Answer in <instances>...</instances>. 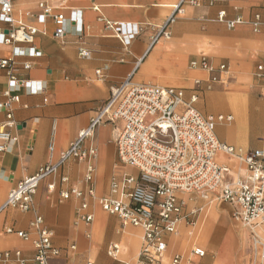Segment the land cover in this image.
<instances>
[{
    "label": "crops",
    "instance_id": "1",
    "mask_svg": "<svg viewBox=\"0 0 264 264\" xmlns=\"http://www.w3.org/2000/svg\"><path fill=\"white\" fill-rule=\"evenodd\" d=\"M13 1L12 26H17L20 21L34 27L37 33L31 44H0V60L3 57H12V73L19 79L29 80L30 85V88L20 87L15 92L19 95V103L12 104L11 110L16 125L6 127L11 136L9 141L0 139V145L5 146L0 150V207L10 189L22 177L31 175L40 166L58 159L78 132L86 127L101 103L108 98L111 86L118 84L122 79L131 76L133 81L139 83L191 88L195 80H205L202 78L204 72L189 66L191 60L202 55L206 56L214 67L225 63L228 72L231 71L235 78L243 77L246 71L252 69L253 76L256 64L264 61V0H200L195 5L183 4L178 13L173 11V7L180 0ZM41 1H46L64 14L66 21L62 39L54 38L56 24L51 19L41 22L36 18ZM221 10L225 14L223 20L218 19V12ZM256 15L259 18L257 25H254ZM237 16H240L242 21L235 27L228 28L227 23ZM109 20L118 22L122 41L115 35L114 29L106 27L105 21ZM7 27L9 23L0 19V30L4 31ZM160 30L169 35L153 40ZM79 47L88 50L90 57L80 56ZM23 63H28L29 68H23ZM245 79L224 87L220 82L213 83L212 90L198 92V96L206 100L198 105L204 110L203 113L207 114H214L223 109L233 111L236 118L233 123L221 122L215 128L219 141L245 150H264V78L255 79V85H252V91L261 94L256 101V123L252 130L256 136L253 139H248L249 114L243 97L247 88L244 85ZM7 80L5 69L1 68L0 104L7 99L3 92L8 88ZM39 85H43L41 91H38ZM6 112L7 110L0 108V125L6 119ZM120 127V122L112 125L99 124L95 127L92 137L83 143L84 147L94 149L95 154L91 162L94 168L97 167L103 172L99 180L106 181L119 169L115 138ZM50 146H53V150H50ZM86 167L87 162L84 160L69 158L64 161L59 176L69 178L72 185H83ZM128 168L121 166V171L127 172ZM58 181L55 176L42 180L32 197L33 202L29 210L22 212L5 208L0 212V251L17 248L31 259L34 255L32 245L16 236L15 232H7L5 229L11 227L14 231L26 230L33 236L30 221L38 215L43 218L44 224L58 235L53 244L56 242L60 245L75 237L67 249L63 250L64 253L52 260V264L56 260L59 264H83V260L93 256L96 247H100L101 222L108 219L113 229L120 225L119 216H105L95 208L97 193L95 199L89 200L93 221L84 222L85 225L75 221V205L79 200V207L83 199L71 196L62 199L60 192L70 184L68 181ZM50 184H54L51 190L48 189ZM97 187L101 188V185ZM108 187L109 185L104 195ZM183 199L184 204L191 202L188 194H183ZM211 207L221 213L217 205L212 203ZM220 217L222 213L217 218ZM94 226H97V229L93 235ZM238 231L240 237H243L240 243L242 245L247 241L244 239L249 237L250 231L246 227H240ZM179 232V235H166L165 257L168 262L173 253L181 252L174 250L180 236L184 234L183 229ZM87 235L90 249L78 250L77 244L84 245ZM139 236L135 230L125 231L120 240L115 241L119 244V250L122 246L121 250L126 258L120 260L125 264H130L135 255L137 261L136 253L141 246ZM103 243L106 244V240ZM71 245L75 246L74 250L69 249ZM54 246L61 247L55 244ZM212 246L216 250L215 254L207 253L198 258L194 256L187 264H243L246 260L255 263L252 252L248 255L242 253L239 257L235 253L222 252V243L214 242ZM64 254L72 255L66 259L62 256ZM94 257L95 260L88 261L93 264L95 261L106 264L108 260L103 252ZM263 261L260 263L264 264ZM28 264L34 263L30 260Z\"/></svg>",
    "mask_w": 264,
    "mask_h": 264
},
{
    "label": "built area",
    "instance_id": "2",
    "mask_svg": "<svg viewBox=\"0 0 264 264\" xmlns=\"http://www.w3.org/2000/svg\"><path fill=\"white\" fill-rule=\"evenodd\" d=\"M199 1L180 0L173 11L178 13L183 4L195 5ZM13 3V0H0V19L9 23L4 31L0 30V44H31L37 31L20 21L17 26H12ZM38 8L36 18L41 22L51 19L56 24L54 38L62 39L66 21L64 14L46 1L39 2ZM224 16V11L218 12L219 20H223ZM258 18L256 15L254 25H257ZM241 21L242 18L237 16L227 26L233 28ZM105 25L114 29L115 35L122 41L118 22L109 20L105 21ZM158 33L153 40L169 35L164 30ZM78 54L85 58L91 55L83 47H79ZM12 64V57L0 60V69H5L8 79V88L3 91L7 99L0 104V108L7 110L6 119L0 125V139L5 141L11 137L6 127L16 125L11 110L12 104L19 103V95L15 92L20 87L30 88L29 80L19 79L12 73ZM189 66L209 73L205 81L207 89L222 80L224 74H228L225 63L214 67L204 55L191 60ZM255 67L254 79L264 78V61ZM23 68H29V64L23 63ZM202 81L193 82L190 88L192 93L188 98L185 96V87L138 83L131 76L111 86L108 98L101 103L68 148L55 162L42 165L35 173L22 177L8 192L0 212L5 208L22 212L29 210L32 197L42 180L59 174L67 159L77 158L87 162L83 178L86 187L84 190L74 187L65 189L60 192V196L62 199L70 196L83 199L77 215L83 222L91 223L94 216L89 209V200L96 196L91 160L95 152L91 147H84L83 143L92 137L97 125L120 122L121 127L115 138L117 158L134 171L123 172L119 178H113L107 193L99 197V203L108 214L119 216L122 225L129 224L141 229L143 235L136 264H161L167 252L166 235L177 234L182 222L194 227L197 220L183 212L184 201L181 196L193 192H199L210 201L214 196L220 202H226L231 207L234 223L248 228L253 244L264 257V236H259L252 229L259 224L264 225V150H245L217 139V124L220 121L229 122L231 115L207 114L195 107ZM42 89L43 85H39L38 91ZM4 148V145H0V150ZM50 150H53V146H50ZM59 179L61 182L67 180L62 175ZM53 188L54 184L48 185L49 190ZM30 227L35 236L31 244L33 257L29 259L17 248L1 250L0 264H28L30 260L34 264H52V260L60 256L61 247L54 246L53 231L44 224L42 217L36 215L30 221ZM5 230L15 232L23 241L32 238L26 230L14 231L11 227ZM69 249L74 250L75 246L71 245ZM118 251L117 242L110 243L106 248V252L113 257ZM204 255L205 250L193 242L187 252L173 253L168 264H187L192 257ZM86 264L93 262L88 261Z\"/></svg>",
    "mask_w": 264,
    "mask_h": 264
},
{
    "label": "rangeland",
    "instance_id": "3",
    "mask_svg": "<svg viewBox=\"0 0 264 264\" xmlns=\"http://www.w3.org/2000/svg\"><path fill=\"white\" fill-rule=\"evenodd\" d=\"M198 71H202L204 72L203 75V79H205L204 81L201 82L200 87H202L201 90H212L213 87L211 86L210 89H207V87H205L206 84V80L209 77V73L207 71H203V70H198ZM252 72L253 69L250 71H246L245 74H243V77L238 76L237 78H235L236 76H234L231 71L228 72V74H224L222 80H220V85L222 87H224L225 85L228 84H232L237 80H243L245 79V77H247L248 79H245L244 85L247 87L243 97H244V104L246 105V110L247 113L249 114L248 117V122H249V132H248V139H253L256 134L252 132L253 128L255 127V114H256V110L258 108V104H256V101L259 100V98L261 97V94L259 93H254L252 91V85H255V79L252 76ZM226 76H229L228 79H225ZM139 83V82H138ZM192 93V90L190 88H186L185 89V96L188 98L190 96V94ZM205 99H203V97H197L196 102L194 103L195 107L203 112L204 110L202 108L199 107L198 103H205ZM208 112H211L208 110ZM223 113L224 115H231V120L228 123H233L235 121V115L233 114V111L229 110V109H223L220 110L217 113L214 114H220ZM223 122V123H221ZM225 121H220L221 124H224ZM220 123H218L217 125H220ZM226 124V123H225ZM117 163L119 166V169L117 170V172L111 176H109L106 181H102L99 180L100 179V174L103 173L101 169L95 167L94 168V173H93V185H94V192L97 193V200H96V209L98 210V212H101L102 214H104L105 216H112L110 214H108L107 212H105L104 210H102L100 203H99V197H103L104 193L107 189V186L109 185V183L112 181L113 178H119L120 175L123 173L121 171V166L124 167V165L121 163V161H119L117 159ZM94 167V166H93ZM134 170L132 168H128L127 172H133ZM56 181H58L59 179V174H57L55 176ZM84 178V177H83ZM99 178V179H98ZM84 180V179H83ZM66 181L69 182V186L67 189L74 187V188H79L81 190H84L86 187V182L84 180L83 185H79V184H74L72 185L70 183V179L68 178ZM59 182V181H58ZM98 185H101V188L97 187ZM57 186H55L56 188ZM65 189V188H64ZM190 196V203L189 204H184L183 206V212L185 214H189L190 218L194 217V220L196 221V224L194 225V227L188 226L186 225V223L182 222L177 234L179 235L181 232H179L181 229H183L184 234L181 235L179 242L177 243V245L175 246L174 250H178V251H188L191 244L193 242H195L197 245H199L203 250H205V255L207 253L209 254H215V251L213 249L212 243L217 242V243H222L223 244V251L226 254L227 253H231L237 255L240 257V255L243 253L245 255H248L249 252H252V254L255 256V263L250 262L248 260H246L243 264H261V260H264V257H262L259 254V249L257 248V246H255L253 244L252 241V237L251 234L249 232V237H247V239H244L246 242L241 243V240L243 239V237H240L239 235V228L240 227H245V226H237L234 221L232 220L231 217V208L230 206L226 203V202H220L219 199L213 198L211 197V201L210 199H205L203 198V196H201V194L199 192H193L188 194ZM71 198H74V196H71ZM69 200V199H68ZM67 201V200H64ZM78 203L79 200L77 202V204L75 205L74 208V217H75V221H79L81 224H84V222L80 219V217H78L77 215V210H78ZM213 203V205H217L220 208V212L222 213V217L217 218L220 216L221 213H219L216 209L214 208H210L211 204ZM191 211H195L194 213H191ZM114 216H116L114 214ZM212 218V219H211ZM216 218V219H215ZM97 223V220L95 221V224ZM85 225V224H84ZM96 229L97 226H94V231L92 232L93 235L96 234ZM135 230L137 231V233L140 234L139 236V245H140V240H141V229L137 226H131L129 224L127 225H122L121 221H120V225L116 226V228H112L111 226V221H109L108 219H106L105 221L101 222V224L99 225V232L101 234V239L102 242L100 244V247H96L95 251H94V255L87 257L83 260V264H86V262L88 260H95L94 256H97V253L103 252L104 255L108 258V260L106 261V264H125L124 262H122L120 259L126 258L124 253L122 252V246H120V250L118 251L119 253L113 257L110 256L107 252H106V247L110 242H115V241H119L120 237L122 235H124L125 231H132ZM191 231V233L189 232ZM176 235V234H172ZM57 234L56 232L53 231V241L55 239H57ZM264 236V233L262 235V237ZM34 235L32 236L29 242L30 244H32V240L34 239ZM186 238V240L184 241V239ZM75 237H72L71 239H67L63 244H58V243H54L57 246H61V253H64L63 250L67 249L68 245L74 241ZM104 240H106V244H104ZM139 245L138 248L136 250V252L139 249ZM98 246V245H97ZM245 247V248H244ZM1 248V247H0ZM81 248L83 249H90V242H89V237L87 235L84 245H80L79 243L77 244V249L80 250ZM181 248V249H180ZM138 254V252H137ZM72 255V254H71ZM71 255H67L64 254L62 256H64L66 259L71 258ZM198 258V256H196ZM164 260V261H163ZM162 260V263L164 262V264H168V258H164ZM127 263L129 262V259H127L126 261ZM130 264H135L136 263V259L134 256V259L130 261ZM54 264H59L57 262V260L54 262ZM95 264H100L99 262L95 261ZM103 264V263H102Z\"/></svg>",
    "mask_w": 264,
    "mask_h": 264
},
{
    "label": "bare ground",
    "instance_id": "4",
    "mask_svg": "<svg viewBox=\"0 0 264 264\" xmlns=\"http://www.w3.org/2000/svg\"><path fill=\"white\" fill-rule=\"evenodd\" d=\"M221 97V96H220ZM225 98V97H224ZM215 100V99H214ZM222 100H224V99H222ZM226 100V99H225ZM210 102V101H209ZM219 102V101H218ZM221 104V103H220ZM213 105H215L214 103H213ZM223 105V104H222ZM216 106V105H215ZM230 108V107H229ZM238 114V113H237ZM241 119V118H240ZM238 122H240V121H238ZM227 124V123H226ZM238 124V123H237ZM239 126V125H238ZM230 127V126H229ZM231 128V127H230ZM237 128V127H236ZM228 129V128H227ZM229 135V134H228ZM187 194V193H186ZM186 194H184V195H186ZM182 196V198H183V195H181ZM213 198H216V197H214L213 196ZM217 199V198H216ZM184 200V199H183ZM216 219V218H215ZM247 228V227H246ZM248 229V228H247ZM252 229L259 235V236H262L263 235V233H264V225H262V224H259V225H257V226H255V227H252ZM249 231V230H248ZM131 245V244H130ZM131 247V246H130ZM129 251V250H128ZM137 254V253H136ZM136 256V255H135ZM264 262V261H263Z\"/></svg>",
    "mask_w": 264,
    "mask_h": 264
}]
</instances>
